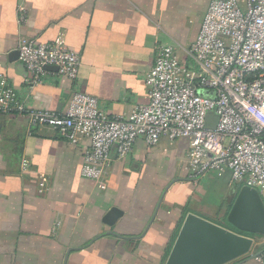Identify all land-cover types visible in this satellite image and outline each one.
<instances>
[{"label": "crops", "instance_id": "1", "mask_svg": "<svg viewBox=\"0 0 264 264\" xmlns=\"http://www.w3.org/2000/svg\"><path fill=\"white\" fill-rule=\"evenodd\" d=\"M210 1L0 0V78L28 108L61 114L72 93L83 92L96 97L103 113L128 115L147 100L145 77L157 49L171 46L185 60ZM21 38L76 53L77 78L46 67L32 84L18 57ZM86 147L0 112V264H159L165 258L185 210L171 204L187 202V195H174L184 180L179 175L188 174L186 142L161 139L147 147L139 139L127 157L112 159L99 184L80 176ZM221 178L234 185L228 174ZM173 181L179 182L157 208ZM237 189H230V201ZM171 192L176 199L169 201ZM113 207L122 216L108 227L103 218ZM191 207L186 212L199 215ZM262 239L255 238L250 255L263 251Z\"/></svg>", "mask_w": 264, "mask_h": 264}, {"label": "built area", "instance_id": "2", "mask_svg": "<svg viewBox=\"0 0 264 264\" xmlns=\"http://www.w3.org/2000/svg\"><path fill=\"white\" fill-rule=\"evenodd\" d=\"M17 50L32 84L46 67L77 78L79 57L65 47L21 38ZM185 57L160 46L145 77L147 100L125 116L103 113L83 92H73L61 114L28 108L3 78L0 112L49 127L71 144L86 141L80 176L97 184L137 140L147 147L183 140L187 173L228 174L264 202V0H211ZM255 259L264 264V250Z\"/></svg>", "mask_w": 264, "mask_h": 264}, {"label": "water", "instance_id": "3", "mask_svg": "<svg viewBox=\"0 0 264 264\" xmlns=\"http://www.w3.org/2000/svg\"><path fill=\"white\" fill-rule=\"evenodd\" d=\"M164 194L165 191L157 208ZM121 216L122 212L113 207L105 214L103 223L112 227ZM225 220L229 227L187 213L164 264H231L254 259L256 256L250 255L254 240L264 238V202L258 191L240 185Z\"/></svg>", "mask_w": 264, "mask_h": 264}, {"label": "rangeland", "instance_id": "4", "mask_svg": "<svg viewBox=\"0 0 264 264\" xmlns=\"http://www.w3.org/2000/svg\"><path fill=\"white\" fill-rule=\"evenodd\" d=\"M244 1L245 0H242V3H240L241 6L243 5ZM167 159H168L167 157L166 160L164 158V161L167 162ZM164 169L168 171V166L164 165ZM179 177H181L184 180L180 182L176 181L179 182V185L174 188V191L176 192V194L174 193V195H179L183 197L187 195L188 203L184 198L183 201L181 202L179 198L178 202L173 203L171 205L173 206L183 205V207L185 206V209H187V207L192 205V207H194L195 209L200 210V212L198 213L199 216L210 222L217 223V220H221L225 216L226 213H224V211L227 210L228 202L230 201V195H231L230 189H232L230 188L231 186L230 184L228 188L227 187L228 185L223 180H221L222 178L218 177L215 173L212 172H208L202 176H194L188 173L187 175L186 174L182 176L179 175ZM166 186H167V182L163 187V190L165 192H166ZM163 192L161 193V195L163 194ZM172 193L173 192L169 194V199H168L169 201H170V197H173L172 200L176 199L175 196H171ZM221 222L225 223L226 220L225 222L221 220ZM262 241H263L262 248L264 250V238L262 239Z\"/></svg>", "mask_w": 264, "mask_h": 264}, {"label": "trees", "instance_id": "5", "mask_svg": "<svg viewBox=\"0 0 264 264\" xmlns=\"http://www.w3.org/2000/svg\"><path fill=\"white\" fill-rule=\"evenodd\" d=\"M235 185H237V184H234V185L230 186V188H232V189H233V188H239V186H240V185H237V186H235ZM231 193H232V192H231ZM233 199H234V198H233ZM233 199H232L231 201L228 202L227 210L230 209V206H231V203H232ZM186 211H187V209H185L184 212H183L184 214L182 215V219H181V221H180V223H179V225H178V227H177L176 233H177V231H178V229H179V226H181V224H182V220L184 219L185 214L187 213ZM226 214H227V213H226ZM225 217H226V215L221 219L223 222H225ZM221 220H217V221H218L217 224L224 225V227H229V226L227 225L226 222H225V223H222ZM236 232L239 233V234H241V235H245V236H249V237H253V238H254L253 235H249V234L242 233V232H238V231H236ZM174 237H175V235H174ZM174 237L172 238V240L170 241V243H169V245H168V247H167V250H166V253H165V258L167 257V255H168V253H169V251H170V249H171V246H172V244H173ZM165 258L162 259V260H160L159 264H164V263H165Z\"/></svg>", "mask_w": 264, "mask_h": 264}]
</instances>
